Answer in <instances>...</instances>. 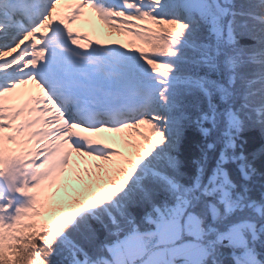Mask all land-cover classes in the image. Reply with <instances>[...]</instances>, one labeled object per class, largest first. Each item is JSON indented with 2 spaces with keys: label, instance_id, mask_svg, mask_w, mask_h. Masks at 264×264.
<instances>
[{
  "label": "snow or ice",
  "instance_id": "snow-or-ice-1",
  "mask_svg": "<svg viewBox=\"0 0 264 264\" xmlns=\"http://www.w3.org/2000/svg\"><path fill=\"white\" fill-rule=\"evenodd\" d=\"M262 158L264 0H0V264H264Z\"/></svg>",
  "mask_w": 264,
  "mask_h": 264
},
{
  "label": "rangeland",
  "instance_id": "rangeland-1",
  "mask_svg": "<svg viewBox=\"0 0 264 264\" xmlns=\"http://www.w3.org/2000/svg\"><path fill=\"white\" fill-rule=\"evenodd\" d=\"M86 13H87V18L84 21L78 22L77 27L81 31L88 32V34L92 36L93 39H96L97 36L103 37V35L108 31V29L104 27L103 25H100L98 21H95L94 13H92L90 9H86ZM139 35H140L139 33H136V36H139ZM114 38H118L122 40L129 39L128 37H114ZM129 43H132V41H129ZM14 50L15 49L9 50V52L11 53ZM131 51H132L131 48L126 49V52L128 53H130ZM134 52H135V49H134ZM68 127L73 132V135H76L77 133L79 134V135H76L77 140L85 139L86 142L87 141L97 142L103 139L105 136H111L112 134H118V135L125 136L126 139H124V150L123 151L113 150L110 154L109 153L106 154L108 157L119 158L124 163L133 162L136 155H138V149L143 139V135L139 133L140 130H136L135 132L132 131L133 133H131L130 131L125 130V129L114 131V129L111 128V132H97L90 128L84 129L79 125H69ZM76 159L77 158L74 155V160ZM101 161L102 163L106 162L103 160V158H101ZM102 163L101 165H98V167L102 166Z\"/></svg>",
  "mask_w": 264,
  "mask_h": 264
},
{
  "label": "trees",
  "instance_id": "trees-1",
  "mask_svg": "<svg viewBox=\"0 0 264 264\" xmlns=\"http://www.w3.org/2000/svg\"><path fill=\"white\" fill-rule=\"evenodd\" d=\"M132 49L130 53H134V48L129 47V49ZM126 52V49H124ZM141 56V59H145L143 54H139ZM141 121H147V117L144 116H138L134 118H125L124 120L121 121V125L119 127L114 128V131L117 130H128L131 133L132 131L140 130L139 133L143 135L142 129L145 127V125L141 124ZM148 123H153V121H147ZM111 153V152H110ZM109 153V154H110ZM264 159V158H262ZM253 167H256L257 170L255 173L250 172V179L248 181H245L249 185L250 188L255 187L257 190L260 189L261 185H264V170H262L260 167L257 166V163L253 161ZM250 171V170H249ZM241 179H243L241 177Z\"/></svg>",
  "mask_w": 264,
  "mask_h": 264
},
{
  "label": "bare ground",
  "instance_id": "bare-ground-1",
  "mask_svg": "<svg viewBox=\"0 0 264 264\" xmlns=\"http://www.w3.org/2000/svg\"><path fill=\"white\" fill-rule=\"evenodd\" d=\"M125 117V118H133V117H138L139 115H138V113L137 112H135V111H132V113L131 114H127V115H119L118 117Z\"/></svg>",
  "mask_w": 264,
  "mask_h": 264
}]
</instances>
